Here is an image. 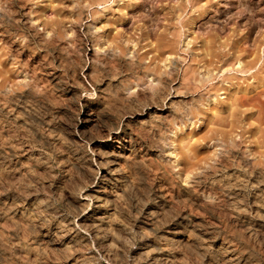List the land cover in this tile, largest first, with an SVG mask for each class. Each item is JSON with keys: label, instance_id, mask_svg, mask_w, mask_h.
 <instances>
[{"label": "clouds", "instance_id": "obj_1", "mask_svg": "<svg viewBox=\"0 0 264 264\" xmlns=\"http://www.w3.org/2000/svg\"><path fill=\"white\" fill-rule=\"evenodd\" d=\"M0 264H264V0H0Z\"/></svg>", "mask_w": 264, "mask_h": 264}]
</instances>
